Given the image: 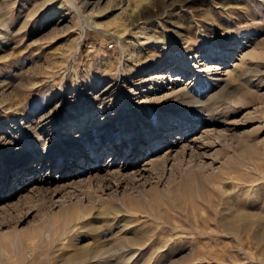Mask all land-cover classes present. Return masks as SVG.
<instances>
[{
  "label": "rangeland",
  "instance_id": "374dc122",
  "mask_svg": "<svg viewBox=\"0 0 264 264\" xmlns=\"http://www.w3.org/2000/svg\"><path fill=\"white\" fill-rule=\"evenodd\" d=\"M0 264H264V0H0Z\"/></svg>",
  "mask_w": 264,
  "mask_h": 264
},
{
  "label": "bare ground",
  "instance_id": "6f19581e",
  "mask_svg": "<svg viewBox=\"0 0 264 264\" xmlns=\"http://www.w3.org/2000/svg\"><path fill=\"white\" fill-rule=\"evenodd\" d=\"M125 10V9H124ZM137 18H139V16L137 17ZM141 37V36H140ZM240 43V42H239ZM225 52H226V54L228 55L229 53H231V51H232V47H229L228 46V48H225V49H223ZM209 54H211V52H208V53H206L205 55H206V57H208L209 56ZM200 57V56H199ZM195 58H196V56H195ZM240 72H243V71H240ZM109 89V88H108ZM107 90V89H106ZM186 94L187 93H183V97H185L186 96ZM191 97V96H190ZM188 98V97H187ZM193 98V97H192ZM195 99V98H194ZM61 107H64V106H62L61 105ZM78 125H79V123H77ZM169 129H167L166 131H168ZM179 139V138H178ZM74 140H76V138H74ZM158 140V139H157ZM156 142V144L155 143H153V144H155V148H156V146H160L159 147V149L162 147V145L163 144H161L160 143V141L159 142H157V141H155ZM160 143V144H159ZM43 152H44V150H43ZM153 162V161H152ZM152 164H156V163H152ZM241 215V214H240ZM240 215H237V216H233V218H232V221H231V224H233V225H239V223H240V225L239 226H247L246 225V222L248 221L247 219H246V217H245V219H244V217H241ZM232 216V215H231ZM244 219V220H243ZM241 223H245V224H241ZM248 224V223H247ZM249 226V225H248ZM261 237V236H260ZM252 240V239H251ZM85 251H83V253H84ZM82 256V255H81ZM80 256V257H81ZM77 257H78V255H77ZM76 257V258H77Z\"/></svg>",
  "mask_w": 264,
  "mask_h": 264
}]
</instances>
